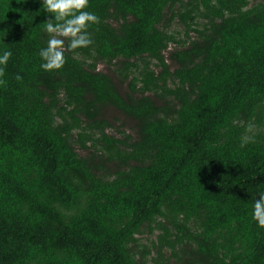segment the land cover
Masks as SVG:
<instances>
[{
	"label": "trees",
	"instance_id": "trees-1",
	"mask_svg": "<svg viewBox=\"0 0 264 264\" xmlns=\"http://www.w3.org/2000/svg\"><path fill=\"white\" fill-rule=\"evenodd\" d=\"M87 10L93 44L45 72L40 0H0V264H264V0Z\"/></svg>",
	"mask_w": 264,
	"mask_h": 264
},
{
	"label": "clouds",
	"instance_id": "clouds-1",
	"mask_svg": "<svg viewBox=\"0 0 264 264\" xmlns=\"http://www.w3.org/2000/svg\"><path fill=\"white\" fill-rule=\"evenodd\" d=\"M45 22L43 31L48 34L46 46L39 48L40 68L45 72L59 71L66 63V52L77 53L93 44L89 28L99 24V17L87 10L89 0H40ZM2 43V42H0ZM12 52L0 51V77L8 64ZM19 79V77H17ZM3 80H0V84ZM252 219L264 228V192L252 204Z\"/></svg>",
	"mask_w": 264,
	"mask_h": 264
},
{
	"label": "rangeland",
	"instance_id": "rangeland-1",
	"mask_svg": "<svg viewBox=\"0 0 264 264\" xmlns=\"http://www.w3.org/2000/svg\"><path fill=\"white\" fill-rule=\"evenodd\" d=\"M172 30L176 31L179 30L181 32H183V30H181L180 26L175 23L172 27ZM184 33V32H183ZM192 37H195L194 34H191ZM175 49H179L176 45H170L169 49L167 52H165V57L167 59V62H169V54L170 52H172ZM97 71H100L102 73H109L110 69L104 65V64H99ZM120 89L124 92L126 91V86L120 87ZM102 117L105 118L106 120H108L112 125L113 128H111L110 130H108L109 134H112L116 137H118L117 132L118 131H125L128 134H133L132 131V127L133 124L131 121H129L128 119L124 118L123 115H121L119 112H117L115 109L112 108H105L102 110ZM81 154H84L83 152H80ZM158 231H153V232H149L148 230H145L143 234H140L137 236V239L140 241V243L148 245L150 248L152 247L153 243H156V238L158 235ZM168 253V252H166ZM168 256V254H166Z\"/></svg>",
	"mask_w": 264,
	"mask_h": 264
}]
</instances>
